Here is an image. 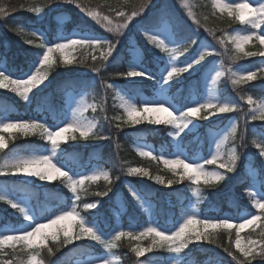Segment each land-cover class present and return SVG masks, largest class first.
<instances>
[{
    "label": "trees",
    "instance_id": "trees-1",
    "mask_svg": "<svg viewBox=\"0 0 264 264\" xmlns=\"http://www.w3.org/2000/svg\"><path fill=\"white\" fill-rule=\"evenodd\" d=\"M0 2L15 8L13 11L9 7L7 17L0 16V63H3L13 75H22L27 72L33 61L38 59L37 53L42 51L38 47L41 39H44L45 42H56L58 37L68 34L72 30H79L96 35L99 33L104 36L103 38L113 41L112 33L102 26L96 25L92 17L86 15V12H82L76 4L63 3L61 0L58 3L42 6V12L37 14L28 10L30 0H0ZM77 3L82 4L87 11L98 12L111 18L114 23H122L123 21L117 16V12L130 15L137 0H77ZM217 3L222 5L223 0H190V9L193 13L191 23L212 43L220 44L227 65H253L254 71H256L260 67L259 63L262 58L259 55L247 57L240 54L237 59H232L235 55L234 45L228 38L236 30L251 31L250 26L241 24L234 17H229L226 9L222 11L216 6ZM21 4H24L25 7L21 8ZM161 8L158 0H149L144 12L147 13L148 17L154 18ZM167 10L172 17V25L175 26L178 35L196 40L191 25H187L179 17L178 12L175 13L171 8H167ZM143 23L141 16L135 17L134 21L130 22L121 46L119 45L108 61H100L99 55H97L98 59L95 63H103V68L99 74L94 73V75L101 80L110 79L109 81L115 82L114 89L121 88L129 91L141 87L143 89L149 88L148 85H151V83L148 81L127 84L123 82V78L115 75L117 72L127 71L129 65L135 59H138V62H141L153 74L154 80L159 79L157 69L162 62L159 60L158 55L162 51L147 40L145 28L141 27ZM16 27H23L26 32H37V36L32 38L33 43L31 45L25 42L28 37L22 36L13 30ZM221 40L224 42L221 43ZM254 42L255 46H260L259 41L255 40ZM178 44L181 45V59H185V54L193 52L196 46V44L192 45L189 51L184 53L182 47L184 40L180 39ZM249 45L247 44L248 47ZM137 46L140 53L135 56L134 47ZM248 51L259 53L252 49ZM76 59L79 60L81 57ZM57 61L54 70H50L51 82L48 88L35 92L34 95L29 94L28 101L13 97L10 93L0 92V114L6 113L12 117H22L24 119L33 116H45L50 119L52 116H61L66 99V88L76 90L83 88L81 83H88L85 78L89 77V73H93L87 67V64L93 63V61L91 57H87L86 64L74 62L70 65H64L59 63L58 59ZM34 69L32 68V71ZM81 70L87 71L83 74L77 73ZM199 71L201 69L199 70L195 66V69L190 73L186 72L173 77L174 80L171 82L170 89H177L175 93L176 100L183 99L192 92H196L197 95L201 94L203 82L201 78L197 77ZM191 77H195L196 84L191 82ZM99 81L88 89L90 102L91 105H95V111L88 108L85 115L98 124L97 131L107 139L83 138L79 136V133H75V139L68 138L61 143L60 149L56 151V156L58 160L74 170L91 166L101 167L107 171L111 182L100 179L89 184L87 195L80 196L76 203L82 204L84 200L92 198L100 200L95 211L82 210L81 212L90 221L95 222L104 235L113 231L117 223L125 228L139 231L148 225L149 214L136 206L137 199H134L129 192L131 187L137 192L138 196L152 201L154 203L153 216L166 227H171L174 225L179 209L191 197L188 190L183 187L185 180L175 181L164 187L155 184L153 181L127 174V168L131 166H144L150 169L152 173H169L162 168L160 162H154L149 157L141 156L134 149L137 141L144 140L152 144L154 149L158 151L170 152L172 145L166 138L168 128L162 124L151 127L146 125L133 127L125 124L124 127L117 129L116 124L121 123L122 120L113 119L115 117L121 118V111L111 99L114 89H111L112 93L109 92L110 95L105 103L99 93ZM214 85L215 91L223 100L229 98L230 95L240 99L241 97L246 99L248 96H252L253 99L264 97V73L261 72H257L255 80L242 81L230 88L226 84L225 78H220ZM207 114V110H204L201 116ZM198 120V127L203 135L201 143L198 142L199 139L194 134H183L181 136L183 147L192 150L203 144L201 146L204 148L209 142V132H219L232 123H236L237 133L235 138L230 139L229 142H231L230 145L235 147L239 156L236 169L232 173H227L224 181L215 183L212 186H207L201 182L195 185L197 192L202 197L199 204L201 212L203 215L218 217L225 212L236 213L242 207L248 208L245 194L253 184L257 185L264 193V187L260 185L258 180L255 181V177L246 172V166L253 164L257 167V177L264 174L262 158L257 153L255 146L251 144L253 130L264 128V122L248 120L247 127H245L244 113L240 109L231 113H224L215 120L202 118ZM242 133L245 136L243 145L240 140ZM44 146H46V142L39 134L30 136L15 134L7 143V147L0 151V157L19 151L23 153L39 151ZM2 179L5 181L6 186L13 191L32 195L31 201L38 208V212L53 213L73 202V194L67 188L60 186L58 181L43 185L35 181L28 183L7 176ZM45 189H49V191H45ZM105 191L108 192L107 196L97 195V193ZM120 199L124 201V209L118 212L117 202ZM258 214L261 216V219L258 220L259 224L256 227H249L245 232L246 235H250L255 239L260 238V226L264 224V214H261L260 210H258ZM19 221L21 219H16V216L10 212V208H7L0 201V229ZM215 239L216 243L202 241L200 244L191 245L188 250L184 251L182 264H235L228 253L224 251V247H231L239 255L233 244L234 233H231L230 237L229 233L221 230L218 231ZM48 245L49 248L53 249V253L49 255L47 251H41L45 264H72L88 253L100 252L98 247L85 241L65 245L59 251H56L55 242L50 241ZM221 245L224 247H221ZM116 251L124 264H137L138 261L145 260L162 261L167 255L165 249H156L145 253L141 257H136L129 245L124 242L118 243ZM0 264H4V257L1 255ZM252 264H264V260L257 257Z\"/></svg>",
    "mask_w": 264,
    "mask_h": 264
},
{
    "label": "snow or ice",
    "instance_id": "snow-or-ice-1",
    "mask_svg": "<svg viewBox=\"0 0 264 264\" xmlns=\"http://www.w3.org/2000/svg\"><path fill=\"white\" fill-rule=\"evenodd\" d=\"M61 2V0H30L28 3V10L33 13H41L42 6L48 4H54ZM63 3L76 4L82 12H86V15L92 17L96 23L104 27L108 32L116 33L117 36L123 34V30L128 28L129 22L134 21L135 17L141 16V21L144 23L141 27L145 28V35L147 40L160 49L164 53H168L171 60H175L179 57L181 53V45L178 44L180 39L184 40L183 52L187 53L192 45L196 44L195 39L191 37H180L176 31L174 25H172V17L167 10V5L162 7L158 13L155 14L154 18L147 16L144 12L145 7L149 3V0H137L134 5V10L130 15H125L124 13L117 12V16L121 18L122 23H114L108 16H103L95 11H87L86 8L77 3V0H62ZM183 2V0H182ZM222 11L228 10L229 17H234L235 20L239 21L241 24L250 25L251 31L244 34L237 33L231 35L228 38L234 45V52L232 59H237L240 54L247 57H252L259 55L264 59V51L259 53H253L250 51H245V45L250 41H259V44L264 46V2L260 0H242L239 3H225L216 5ZM247 7L252 10L255 15L252 16H241L238 9L241 7ZM15 10L12 6L4 5L0 2V16L7 17L9 12L8 9ZM21 8L25 5L21 4ZM143 14V16H142ZM189 16L193 13L189 11ZM199 23V21H197ZM170 25H172L170 27ZM15 32L22 36L28 37L26 43L31 45L33 39L37 36L36 31L26 32L23 27H16L13 29ZM256 30H259V34ZM149 32H156V35H149ZM75 35V34H74ZM42 36V34H41ZM163 36V38H161ZM58 42H45L41 39V43L38 45L42 49V54L37 53L38 59H35L33 63L29 66V70L22 74V77L26 78H13L10 74L9 69L0 63V88L8 89L11 86V91L18 94L23 100L28 101L30 96L29 93L33 95L34 89H38L44 80L47 79L48 72L54 70L57 60L53 58V53L59 52V63L64 65H70L72 63L86 64L87 57H82L77 60L74 53L78 49L90 48L93 52L99 51V60L108 61L109 57L113 55L114 50L117 48V44L112 40L105 39L103 37L95 35H85L79 38H66L58 37ZM167 41V43H166ZM221 43L224 41L221 40ZM177 45L176 47H169V45ZM213 53L207 48L201 51L197 57H193L190 62H186L184 67H177L176 64L169 61V68L162 74L161 80L158 82L168 83L173 80V77L179 76L182 73L191 72L195 69V66L200 65L202 61L205 60L206 56H210ZM138 58V57H137ZM98 57L96 55L91 56L93 63L87 64V67L91 69L93 73L99 74L103 68V63H95ZM39 66H36V65ZM32 68H35L32 71ZM257 72L264 73V64H262L256 71L245 70L238 78L233 79V85H238L242 81H253L256 79ZM7 73V74H6ZM115 75L124 79H135L141 77L143 79L151 80L153 79V74L147 69L142 68L138 59H135L128 67L127 71L117 72ZM224 75L222 71H217L215 76L212 77V84H216L217 77ZM235 75V74H233ZM87 83H81V87H87ZM109 89H114L113 84H106ZM116 95L120 98V107L123 108L126 115V119L120 117H115L113 119H122L121 123L116 124V128L120 129L124 127L125 124L138 125L142 121H149L152 124H168L173 125L176 129L174 133H171L174 138L180 137L181 133H184L186 129H189V125L194 126V118L207 119V116H201L202 111L207 110L208 116L216 114L231 113L233 111L239 110V105L235 102L224 101V102H213L209 100L206 103H197L195 106L185 107L182 110H173V106L169 103L168 99L165 98L166 94L161 91L159 99L145 100L141 105H137L131 98H126L120 95L119 92ZM243 99V97H241ZM83 102V101H82ZM247 103L250 106L249 111L244 113L245 127H247L248 120L251 121H261L264 122V100L259 102H254L252 96L247 97ZM91 108L95 111V105L77 106L72 109L70 122L64 123V126L57 127L56 130L47 127L44 123H41L38 119H18L12 121L7 114L0 115V132L7 129H16L17 133L23 136H30L39 134L43 136L51 144L52 155H42L33 151L29 155H19L11 154L6 157H0V175H23L27 177H38L41 181H54L63 178V182L66 183L67 187L73 194V202L70 211H60L59 214H52V218L48 216L38 217L34 210L27 206L26 202L17 201L14 196H12L6 189H0V201L6 202L13 209L18 210L19 213L23 214L26 227L20 229H10L13 234L7 235L0 232V253L8 241H14L22 244L26 249H42L47 246L49 240L56 243V251L65 245L72 244L74 241H80L82 238L88 237L91 241L96 242L103 249L106 250L103 256L94 257L90 259L87 264H116V260L111 256V252L114 248L118 247V242L122 237H132L134 239H140L142 237H152V245L148 248L133 247L132 251L135 253L136 257L143 256L146 252H151L153 247H167L170 252L180 254L183 249L188 248L193 242L199 241H209L210 243H216V232L217 230H224L229 232L231 237V230L235 229L236 239L234 242L235 249L238 251L234 252L231 247H224V251L232 258L235 264H252L254 260L259 257L264 260V224H262L261 231L259 233V239L249 238L246 243H242L240 230L248 226L255 225L258 220L261 219L260 215H250V218L241 217L242 222L233 223V217L226 218H205L200 219L194 212H189L183 219V222L179 224V227L174 231L169 229L161 230L159 226H148L143 228L142 231L138 233L126 232L123 230L115 231L111 238H106L101 229L95 223H89L81 217L80 211L76 207V201L80 199L79 191L83 188L86 181L95 182L101 178L105 181L111 182L109 174L106 171H97L92 175H83L73 172L69 168V171H65L64 164L57 166V163H53V158L58 149H60L61 143L68 138L75 139V135L70 137L66 134L79 133L80 137L83 138H97V139H107V137L101 136L98 129V124L94 121H90L85 116V112ZM179 112V115L176 112ZM156 113H166V117L160 118L155 115ZM153 114V115H149ZM237 133V124L232 123L229 130L215 145V152L211 154V158H204L203 163H199L193 160L192 163H186L185 157L181 159L183 153V146L181 143H177V153L175 159L169 160L164 157H159L163 159L165 165H178L183 171L178 173L180 180L185 178L191 180L195 184H199L201 181L207 186H212L215 183L224 181L226 179L225 173H232L237 166V160L239 158L238 153L235 148H233L229 154L228 159H224V155L221 151V145L224 144L229 139H234ZM240 140L243 145L245 136L242 133L240 135ZM251 144L255 146L259 151V155L264 157V128L253 130V139ZM7 147L4 136L0 135V150ZM141 156H152L151 152L140 150ZM157 159V157H152ZM216 170H208L207 165H217ZM224 171H220V170ZM174 173L177 172L176 168H172ZM127 173L129 175H148L147 171L138 169L135 167H128ZM195 173V174H194ZM79 178H75L76 176ZM159 183L163 184L164 180L159 177H152ZM260 183L264 187V174L256 176L255 181ZM167 183L171 185L172 180H168ZM255 184L252 185L254 187ZM131 195L140 200L137 192L131 187L129 188ZM193 192L199 196L197 189H193ZM98 196H107L108 192L97 193ZM252 204L261 214H264V195L259 192L253 194ZM258 197V198H255ZM86 209H95L97 204L87 203L84 205ZM194 207V206H193ZM67 217H72L75 221L73 226H65L59 222ZM47 219V223H38L37 219ZM52 228V231H45V229ZM62 234V239H61ZM49 255L53 253L52 248H47ZM38 253L34 255H29L27 261H21L20 264H45L43 259H38ZM4 264H13L12 261H4ZM138 264H144V262L138 261Z\"/></svg>",
    "mask_w": 264,
    "mask_h": 264
},
{
    "label": "rangeland",
    "instance_id": "rangeland-1",
    "mask_svg": "<svg viewBox=\"0 0 264 264\" xmlns=\"http://www.w3.org/2000/svg\"><path fill=\"white\" fill-rule=\"evenodd\" d=\"M242 2V0H223V4L225 3H239ZM251 2V0H250ZM260 2H264V0H260ZM158 4L159 7H164L165 5H167V8H171V10H173L175 13L178 12L179 17H181V19L187 24V25H191L190 27H192L193 32L195 33V37H196V46L193 52L191 53H187L185 54L186 58L185 59H181L180 57H177L175 60H171V58L169 57L168 53H160L158 56L159 60H161L162 64L159 66V68L157 69L160 78L159 80H157L156 82L150 81L151 85H148L149 88H138L136 90H123L121 88H115L113 91V95L111 97V99L114 101V104L117 105V107L119 108V110L121 111V118L122 119H126V115L124 113L123 108L120 107L121 104V100L120 98L116 95L117 92L120 93V95L125 96L126 98H131L133 100V102H135L138 106L141 105L145 100H152V99H159L160 95H161V91L163 90V92L166 94L165 98L168 99L169 103L172 104L173 106V110L175 111L176 109H183L185 107H191V106H195V104L197 103H206L209 100H212L213 102H224V101H231V102H235L236 104L239 105V109L242 113H246L249 111V105L247 103V98L246 99H240L238 97H232L231 95L229 96V98H227V100H221L218 97L217 92L215 91L214 88V84H212V77L215 76L217 71H222L224 73V75L217 77L216 80H218L219 78H223V76L226 78V84L228 85V87H232L233 83L232 80L238 78L245 70H249V71H254V67L253 65H242V64H233V65H227L225 63V59L223 57V51L221 46L218 45V43H212L207 37H205L201 31H198V29L195 28V26L191 23L190 20H192V16H189V11H191L190 9V0H158ZM228 13V10H226ZM93 19V18H92ZM189 20V21H188ZM94 23L96 25H100L98 23H96V21L93 19ZM136 21H138V19H136ZM130 24V22H129ZM250 26V25H249ZM101 27V25H100ZM104 28V27H103ZM129 28V25H128ZM251 28V26H250ZM127 29V28H126ZM126 29L123 30V34L117 36L116 33H112V38H113V42L117 44V48L114 50V52L118 49L119 45L121 46L122 42H123V38L125 36V32ZM252 30V29H251ZM259 34V30H256ZM237 33H241L244 34L246 33L245 31H241V30H236L234 31L233 35L237 34ZM75 34V35H74ZM149 35H156V32H149ZM85 35H95V36H99V37H104L103 35L99 34H90L88 32H81L79 30H72L70 31L68 34H64L60 37H66V38H79L81 36H85ZM163 38V36L161 37ZM255 40L250 41L248 44L249 47L247 45H245V51H248L250 49H252L253 51H264V46L260 45V46H255ZM58 42V41H56ZM167 43V41H166ZM155 46V45H154ZM175 45L170 44L169 47H173ZM156 47V46H155ZM207 48L209 51H211L213 54L210 56H206L205 60L201 62L200 65H197V68L201 71H199L198 73V78L202 79L203 82V93L202 96L198 97L196 95V93H192L190 94V96L187 99H180L173 101V98H175V93L177 92V89L174 90H170L171 88V82L168 83H163V82H158L161 80L162 74H166L164 73L166 70H168L169 68V61L171 60V63L176 64L177 67H184L186 62H190V60L193 57H197L201 51H204V49ZM43 51V50H42ZM42 51L40 52V54H42ZM113 52V54H114ZM134 53L135 56H138V54L140 53V50L137 47H134ZM59 52L53 53V58L54 59H58L59 60ZM92 55H99V51L93 52L92 49L90 48H86V49H78V51H76L74 53V56L77 57H91ZM110 58V57H109ZM139 65L142 68H145L140 62H138ZM260 66L262 64H264V59L260 60ZM39 66V65H38ZM146 69V68H145ZM35 70V69H34ZM33 70V71H34ZM87 70H81L80 74L85 73ZM7 74V73H6ZM11 74V73H10ZM235 74V75H233ZM13 75V74H12ZM89 77L85 78L89 84L87 87H83L81 89H73V88H66L65 90V96H66V101L64 104V111L63 114H61V116L57 117V116H52L51 119L45 116H33V117H29L26 119H31V118H35L38 119L41 123H44L47 127L52 128V130H56L57 127H62L64 126V123L66 122H70L71 120V112L72 109L77 107V106H86V105H91L90 102V97H89V92L88 89L89 87H91L94 83L98 82L99 80V93L101 95V97L103 98V101L106 103V101L108 100L109 97V92L112 93L111 89L106 87V84H113L115 87V82H111L109 81L110 79L107 80H101L99 79L98 76H95L94 73H89L88 75ZM13 78H26V77H22V75H13ZM123 82L130 84V83H135V82H141L144 81L146 79H143L141 77H137L135 79H124L123 78ZM194 80V78H193ZM51 82V74L50 71L48 72V76L47 79L44 80L40 85H38V89L36 90L34 89L33 92H38V91H42L45 88H48L49 83ZM194 83L196 84L197 81H194ZM232 90V89H231ZM0 92L3 93H10L13 97H16L18 99H22L18 94L14 93L11 91V86L8 89H3L0 88ZM31 94V93H29ZM254 102H259L264 100V97L261 98H257V99H253ZM83 101V102H82ZM177 115H179V112H176ZM0 115H4L0 114ZM150 116L153 114H149ZM155 115L159 116L160 118H164L166 117V113H156ZM219 115L221 114H216V115H212V116H208L207 115V119H215L217 118ZM7 116L12 120H18V119H24L22 117H12L10 115L7 114ZM86 116V115H85ZM87 117V116H86ZM90 121H92L89 117L87 118ZM121 119V120H122ZM199 118H194V126L193 125H189V129H186L184 133H181L180 137H173L172 135H170L171 133H174L176 131L175 127L173 125H168V124H162L163 126H167V132H166V138L167 140L170 142V144L172 145V150L168 153H163L161 151H158L156 149H154V147L152 146V144H150L149 142H146L144 140L141 141H137V143L134 146V149H136V151L140 154V150H144V151H148L152 153V156H144V157H149L151 158L154 162H160L162 165V168L166 170V172H169L168 174L166 173H162V172H151L150 169L144 167V166H131V167H135L138 169H142L147 171L148 175H135L138 176L140 179H144V180H149V181H153L155 184H159L161 186L167 187L169 186V184L167 183L168 180H172L173 183L175 181H179V177H178V173L183 171V169H181L178 165H165L163 163V159H159V157H164L165 159H169V160H173L175 159L176 153H177V143H181V136L183 134L186 133H194L197 134L198 133V125H199ZM129 125V124H128ZM141 125H146V126H156L155 124L150 123L149 121H142L140 124L138 125H130L133 127H138ZM231 127V125L227 126L226 128H224L222 131H220L219 133L213 134L210 138V141L208 143V145L205 148H202V146L200 147H196L192 150H190L191 148H184L183 147V153L181 155V159H184L185 157H187L188 159L185 160L186 163H192L193 160H196L199 163H203L204 160L200 159L201 157L204 158H211V154H213L215 152V145L216 143H218L220 140L223 139V136L226 134V131L229 130ZM18 134L16 129H7L4 130L2 132H0V135L4 136L6 143L9 142V140L15 135ZM69 137L71 135L74 134H66ZM203 136L201 133L197 134V138L201 139ZM44 142H46V146H44L43 149L39 150V151H35L38 154H42V155H52V151H51V144L50 142H48L43 136H42ZM67 140V139H65ZM64 140V141H65ZM230 140V139H229ZM229 140L226 141L224 144L221 145V151L224 155V159H228L229 158V154L231 152V150L233 148H235L234 146L229 144ZM201 142V141H200ZM3 150V149H2ZM0 150V151H2ZM33 152V151H32ZM32 152H15L14 154H19V155H29ZM257 153L259 154V151L257 149ZM6 157V156H5ZM152 157H157V159H153ZM262 157V156H261ZM53 163H57V166H59L60 164H64V170L65 171H69V168H71L69 165L63 163L62 161L57 159L56 153L55 156L53 158ZM208 168V170H216L218 168V163L217 165H207L206 166ZM262 167L264 170V157H262ZM172 168H176L177 172L174 173L172 171ZM72 169V168H71ZM97 171H106L105 169L98 167V166H91L89 168H82V169H78V170H74L72 169V171L69 172V174H73V172L75 173H79V174H83V175H92ZM220 171H224V170H220ZM247 171L251 176H254L255 174H257V167L254 165H248L247 166ZM107 172V171H106ZM128 174V173H127ZM129 175V174H128ZM159 176L164 180V183L161 184L158 181H156L155 179H153L152 177H156ZM225 176H227V173H225ZM3 175H0V189H6L12 196H14L16 198L17 201L20 202H26L27 206H30L34 212L37 214L38 217H43V216H48V218H52V214H59L60 211H70L71 210V206H72V202L69 203L67 206H65L64 208H61L58 211H55L53 213L51 212H42L39 213L38 209H36V207H34V204H32L31 200H30V196L29 195H25L24 193H20V192H16L13 191L12 189L8 188L5 184V181L2 179ZM7 177L9 178H18L21 181H27L32 182L35 181L37 183L43 184V185H48V183H51L52 181H41L38 177H27V176H23V175H8ZM75 178H79V176L77 175ZM103 179V178H101ZM100 180V179H99ZM184 183H183V187H185L188 192L191 194V198L190 200L182 206V208L179 210L178 212V216L176 218V221L174 223L173 226L171 227H166L163 223H161L158 219H156L153 216V210H154V203L152 201H148L147 199H144L142 197H140V200H136V205L140 208H142V210L146 211L147 214H149V223L146 227L148 226H159L161 228V230L164 229H169V230H175L176 228L179 227V224L183 222L184 217L186 216L187 213L189 212H194L200 219H205V218H226V217H233V223H240L242 222L241 217L244 218H250V215H259L258 214V209H256L254 207V205L252 204V199L254 198L253 195H250V193H257L259 192L261 195H264L263 191L260 190L257 186L251 187L250 190H248L245 194V197L247 198V202L246 204L248 205V208H241L237 214H229V213H225L222 214L219 217H213V216H207V215H203V213L201 212L200 208H199V204L202 201L201 200V196H197L196 193L193 192V189H197L195 187V183H193L191 180L185 178L184 179ZM54 181H58L59 185L62 187L67 188L69 191L70 189L67 187L66 183L63 182V178L54 180ZM98 181V180H97ZM95 181V182H97ZM182 181V180H181ZM93 183L92 181H86L85 185L83 186V188L79 191V196H84L87 195L88 192V187L90 186L89 184ZM201 183H203V181H201ZM36 191V190H35ZM45 191H49V189H45ZM71 192V191H70ZM134 198V197H133ZM258 198V197H255ZM74 199V197H73ZM136 199V198H134ZM90 200V201H89ZM5 206L7 208H10L11 211L13 212L14 215H16L17 217L21 218L22 221L16 223V224H9L8 226H4L0 232H2L3 234H7V235H11L13 234L11 231H8L10 229H20L23 227H26V221L25 218L23 216V214L19 213L18 210L13 209L10 205H8L6 202L2 201ZM99 202L100 200L98 199H87L86 202L82 203V204H78L76 203V207L77 209L80 211L81 217L83 219H85L86 221H88L90 224L91 223H95L92 222L88 219V217H85L82 214V210H92L95 211L98 206H99ZM87 203H95L97 204V207L95 209H86L84 207L85 204ZM194 206V207H193ZM117 207H118V212H121L124 209V201L120 199V201L117 202ZM38 223H47V219H42V218H38L37 219ZM62 225L65 226H73L75 224V221L72 217H67L64 220L59 222ZM96 224V223H95ZM259 224V221L256 222L255 225H251L256 227ZM248 226L244 229L240 230V234H241V240L242 243H246L247 240L249 238L251 239H255L250 235H246L245 232L249 229ZM145 228V227H144ZM52 228L49 229H45V231H52ZM119 230H123V231H130L135 233H138L140 231L143 230H133L130 228H125L123 227L120 223H117L116 227L113 229V231H111L110 233L106 234L105 237L106 238H111V235H114L115 231H119ZM218 231L221 230H217L216 234L218 233ZM224 231V230H223ZM226 233H229L228 231H225ZM231 233H234V240H233V244L235 242L236 239V231L235 229L231 230ZM62 234H61V239H62ZM51 240H49L48 242H50ZM80 241H85L88 243H91L93 245H95L96 247H98L100 249V252H91L88 253L86 256L79 258L77 260H75L72 264H87V262L94 258V257H99V256H103L106 252L105 249H103L102 246H100L99 244H97L94 241H91L90 238L85 237L82 238ZM80 241H74V242H80ZM47 242V246L45 248L42 249H26L22 244L14 242V241H8L5 243V246L2 250V253L0 254L2 257H4V261H12L13 264H20L21 261H27L29 255H34L36 253H38V259H43L42 258V253L41 251H47V248H49ZM53 242V241H52ZM124 242L126 244L129 245L131 251L133 247H142V248H148L150 245H152V237L148 236V237H142L140 239H134L132 237H122L121 240L118 243ZM202 241L199 242H193L192 244H190L188 246V248L191 247V245H195V244H200ZM188 248L183 249L182 252L180 254H176L173 252H170L169 249L165 246V247H153L152 251L156 250V249H165L167 252V255L165 257V259H163L162 261H153V260H145V261H141L144 262V264H182V258L184 255V251L188 250ZM10 250V251H9ZM151 251V252H152ZM133 252V251H132ZM11 253V254H10ZM134 253V252H133ZM149 253V252H146ZM135 254V253H134ZM111 256L116 260V264H124L121 259H120V255L118 254V252L116 251V248H114L111 252ZM138 264V263H137ZM216 264H223V263H216Z\"/></svg>",
    "mask_w": 264,
    "mask_h": 264
},
{
    "label": "clouds",
    "instance_id": "clouds-1",
    "mask_svg": "<svg viewBox=\"0 0 264 264\" xmlns=\"http://www.w3.org/2000/svg\"><path fill=\"white\" fill-rule=\"evenodd\" d=\"M238 12H239V14L241 16H252V15H255V13L252 10L248 9L246 6L245 7H241L240 9H238Z\"/></svg>",
    "mask_w": 264,
    "mask_h": 264
},
{
    "label": "bare ground",
    "instance_id": "bare-ground-1",
    "mask_svg": "<svg viewBox=\"0 0 264 264\" xmlns=\"http://www.w3.org/2000/svg\"><path fill=\"white\" fill-rule=\"evenodd\" d=\"M144 81H148V82H150L151 80L146 79V80H144ZM144 81H142V82H144Z\"/></svg>",
    "mask_w": 264,
    "mask_h": 264
}]
</instances>
